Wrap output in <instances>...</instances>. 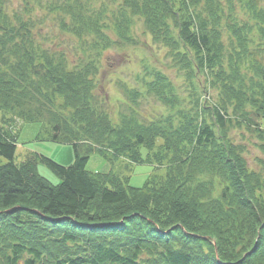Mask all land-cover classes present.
<instances>
[{
    "label": "trees",
    "instance_id": "obj_1",
    "mask_svg": "<svg viewBox=\"0 0 264 264\" xmlns=\"http://www.w3.org/2000/svg\"><path fill=\"white\" fill-rule=\"evenodd\" d=\"M10 2L0 0V264H264V171L234 134L249 131L264 155V0H45L78 40L73 54L45 46L29 2ZM134 18L181 81L145 64L136 87L121 82L116 121L97 76L105 51L132 42ZM148 96L165 108L152 119L139 109ZM17 120L70 144V164L32 152L16 162ZM142 147L153 165L142 187L86 169L93 152L142 162Z\"/></svg>",
    "mask_w": 264,
    "mask_h": 264
},
{
    "label": "rangeland",
    "instance_id": "obj_2",
    "mask_svg": "<svg viewBox=\"0 0 264 264\" xmlns=\"http://www.w3.org/2000/svg\"><path fill=\"white\" fill-rule=\"evenodd\" d=\"M44 1L42 0L41 5L36 3L38 6H33L32 1H30L32 2L31 4L28 0H11L10 7L22 10L29 2L28 6L34 7L33 16L35 17L36 29L40 28L39 32L42 34L41 36H45V46L58 45V48L62 47L67 52L69 51V54H73L70 51L73 49L71 48V42H78V40L72 35L63 32L59 22L51 18V14L44 6ZM96 1L98 2V0ZM131 30L132 42L114 46L104 52L97 76L98 92L104 97L108 110L112 109V115L116 121L118 111L120 110V103L118 101L124 96V90L120 87L121 82L125 84L124 86L136 87V74L142 71L145 64L162 70L177 85L181 81L176 77V69L171 66L166 48L152 43L151 37L145 31L141 19L134 18ZM209 92L210 94L214 93V91ZM139 109L146 119L157 117L165 111V108L151 96L140 98ZM13 126H17L14 129L17 139L16 162L24 158L28 152L46 156L62 165H68L73 160L74 152L70 144L41 139L39 135L41 129L40 123L19 121V123H13ZM240 132L241 130L236 131L234 134L238 142L245 143L246 145L244 155L249 165L264 171V155L253 144L254 137L245 129ZM140 152L144 161L139 163H129L128 158L125 157H118L113 162H107L100 153L93 152L86 163V169L90 172H104L111 166L115 176H126L130 186L142 187L153 171V165L145 161V148L142 147ZM162 169L160 167L159 172L163 171ZM38 172L53 184L59 182L58 176L42 162L38 163Z\"/></svg>",
    "mask_w": 264,
    "mask_h": 264
}]
</instances>
